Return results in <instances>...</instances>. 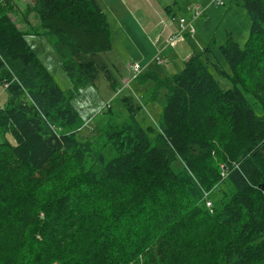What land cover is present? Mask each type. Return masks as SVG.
<instances>
[{"label": "trees", "instance_id": "16d2710c", "mask_svg": "<svg viewBox=\"0 0 264 264\" xmlns=\"http://www.w3.org/2000/svg\"><path fill=\"white\" fill-rule=\"evenodd\" d=\"M6 2L0 84L9 98L0 130L13 141L0 142V264H264V113L247 96L264 112V0H240L251 20L244 47L229 36L222 60L206 48L180 72L139 76L151 82L150 100L164 90L156 128L140 123L142 105L129 95L125 117L112 112L99 136L83 139L74 96L101 74L116 86L102 57L113 47L106 12L97 0L27 6L74 83L64 91ZM221 123L223 145L209 132ZM224 183L231 191L213 200ZM88 203L106 209L99 227L85 225Z\"/></svg>", "mask_w": 264, "mask_h": 264}, {"label": "rangeland", "instance_id": "374dc122", "mask_svg": "<svg viewBox=\"0 0 264 264\" xmlns=\"http://www.w3.org/2000/svg\"><path fill=\"white\" fill-rule=\"evenodd\" d=\"M34 1L7 0L6 8L10 10L11 17L26 33L30 45L50 71L55 81L64 91H68L74 87V83L63 70L61 59L55 50L52 39L46 36H40L38 33L41 29L40 19L35 13H27V6L34 3ZM97 1L106 12L113 30V48L111 51L102 53V57L114 74L116 86L113 88L105 75L101 74L95 84L82 86L74 96L72 101L73 105L80 113L84 123L82 128L78 130V137L81 139L99 136L100 123L105 120L106 116L108 118V115L112 112L114 115L120 117V119L125 117L122 98L129 95H132L142 105L138 114L140 123L144 127L152 126L156 128L158 126L165 101L164 90L160 91L158 99L150 100L148 98L149 86L141 85L137 79L132 80L130 85H127L125 78L130 77L129 66L138 61V63L141 62L144 66L152 64L142 75L156 73L162 78L180 72L185 67V60L188 58V53L181 52L180 46L176 48L173 46V49L168 50L163 56L167 62L166 66H158L154 61L150 63L153 60L152 50L154 45L156 46L155 38L152 37L155 30L152 29L164 30L167 25L172 24V21L178 24L180 17L187 18V23L192 27V32L186 31L184 33V39L181 41L187 40L191 45H196L192 49L193 53L203 54V57L206 56L204 55L206 48H210L213 51V49L222 45L227 40L229 32L232 33L234 39L242 47H244L250 35L251 20L245 8L240 4V0H224L223 4L220 5L216 4L218 0ZM198 6L201 14L195 18L194 11L196 12ZM191 8L192 10H190ZM126 29L130 35L126 33V38H124L123 33ZM140 40L147 41L153 46L147 53L148 57L146 61H142V56H140L139 50L135 47L136 43L140 44ZM199 43L210 45H205L202 48ZM137 50L138 55L136 54ZM150 58L152 59L150 60ZM171 71L175 72L170 73ZM220 81L225 86L231 85L229 82ZM247 96L256 113L262 115L264 112L261 104L251 94ZM8 98V91L0 84V108H3L7 104ZM108 104L113 106L112 111L108 110ZM209 132H211V139L216 144L223 145L225 143L227 129L224 124H219ZM220 136L224 140L222 138L219 139ZM6 140L13 141L12 134L3 133L0 130V142ZM105 151L107 155L113 153L107 148ZM214 159V165L220 164L219 159ZM220 188V190H215L212 193L213 200L219 201L231 191L228 183H224ZM89 198L87 196V200ZM88 207L94 211L86 219L85 225L91 228L99 227L100 222L107 215L106 209L102 205L93 206L89 203ZM86 237L87 233L84 231L78 234L76 249H78L79 243L86 239ZM47 238L48 235L44 237L40 236L42 242L46 241Z\"/></svg>", "mask_w": 264, "mask_h": 264}, {"label": "crops", "instance_id": "0c3cea01", "mask_svg": "<svg viewBox=\"0 0 264 264\" xmlns=\"http://www.w3.org/2000/svg\"><path fill=\"white\" fill-rule=\"evenodd\" d=\"M223 2H224V0H223ZM190 10H192V8L190 9ZM180 18H185V17H180ZM180 18H179V20H180ZM187 19V18H186ZM14 20V19H13ZM15 21V20H14ZM16 22V21H15ZM16 24L18 25V27L21 29V27L19 26V24L16 22ZM180 29H181V24H180V21H179V23L178 24H176V23H173V21H172V24H170V25H167V27H166V29H164V30H157V29H152V30H155L154 31V34H153V36L152 37H154L155 38V41H156V46L154 45V48H153V46H151V44H149L147 41H142V40H140V44H138V43H136L135 45V47L139 50V52H140V56H142V61H146V59H147V53L153 48V50H152V53H153V60L150 62V63H152L153 61L154 62H156V64L158 65V66H166L167 65V62H166V60H164V58H163V56L165 55V53L168 51V50H171V49H173L172 47L173 46H171L170 44H168V42H167V40H168V38L172 35V34H175V33H178L179 31H180ZM22 30V29H21ZM126 31H127V29H126ZM124 32L123 33V37L124 38H126V33H128L129 35H130V33H129V31H127V32ZM38 33L40 34V36H46L47 38H48V35L45 33V31L43 30V29H40L39 31H38ZM157 36H158V39H157ZM229 36H232V33H228V37ZM233 37V36H232ZM234 38V37H233ZM249 38V37H248ZM49 39H52V37L51 38H49ZM236 40V39H235ZM248 40V39H247ZM246 40V41H247ZM53 41V40H52ZM237 41V40H236ZM199 45L203 48L205 45H210V44H205V45H203L202 43H199ZM175 46V48L176 47H178V46H180V48H181V52L182 51H184V53H188L187 55H188V58L185 60V62L195 53H193V48L196 46V45H191L189 42H187V40H185V41H181V42H178V43H176V45H174ZM220 47V46H219ZM219 47L218 48H216V49H213V51L215 52V54L217 55V57L220 59V60H222V57H221V55H220V53H219ZM113 48V47H112ZM34 49V48H33ZM138 50L136 51L137 53V55H138ZM193 53V54H192ZM192 54V55H191ZM160 59V61H162V62H158V58ZM152 58H150V60H151ZM139 62V61H138ZM141 63V62H140ZM149 63V64H150ZM142 64V63H141ZM143 65V64H142ZM147 65H143L142 67H143V72L145 71V70H147L148 68H150V66H152V64H150L149 66H147ZM142 72V73H143ZM175 71H171L170 73H174ZM171 75V74H170ZM129 78V77H128ZM128 78H125L126 80L128 79ZM145 86H149V89L151 88V82H148V83H146V84H144ZM226 88H227V86H225ZM149 89H148V92H149Z\"/></svg>", "mask_w": 264, "mask_h": 264}, {"label": "built area", "instance_id": "2783aa9c", "mask_svg": "<svg viewBox=\"0 0 264 264\" xmlns=\"http://www.w3.org/2000/svg\"><path fill=\"white\" fill-rule=\"evenodd\" d=\"M216 4H218V5L223 4V0H218ZM200 14H201V10L198 6L196 12L194 11V17L196 18ZM179 21L181 24L180 31L178 33L172 34L167 40L168 44H170L171 46H174V45H176V43L183 40L184 39V33L186 31L192 32V30H191L192 27L190 26L189 23H187L188 21L186 20V18H180ZM158 62H162V61H160V59L158 58ZM142 72H143V67L140 63L135 62L134 64H130V66H129L130 77L126 80V84L130 85V82L132 80L138 79L139 76L142 74ZM3 86L6 88L8 86V84H4ZM108 106H110V104H108ZM207 205L208 206L212 205L211 200H209V199L207 200Z\"/></svg>", "mask_w": 264, "mask_h": 264}]
</instances>
